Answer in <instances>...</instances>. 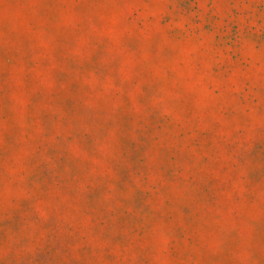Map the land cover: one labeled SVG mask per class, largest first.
<instances>
[{
    "label": "rangeland",
    "instance_id": "1",
    "mask_svg": "<svg viewBox=\"0 0 264 264\" xmlns=\"http://www.w3.org/2000/svg\"><path fill=\"white\" fill-rule=\"evenodd\" d=\"M0 264H264V0H0Z\"/></svg>",
    "mask_w": 264,
    "mask_h": 264
}]
</instances>
